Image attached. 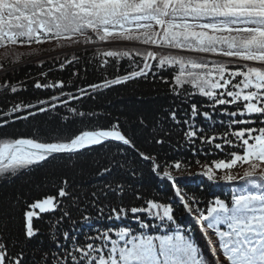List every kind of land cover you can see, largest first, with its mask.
Returning a JSON list of instances; mask_svg holds the SVG:
<instances>
[{"label": "snow or ice", "instance_id": "6c2138e0", "mask_svg": "<svg viewBox=\"0 0 264 264\" xmlns=\"http://www.w3.org/2000/svg\"><path fill=\"white\" fill-rule=\"evenodd\" d=\"M0 5V47L54 42L61 48L83 44L87 51L89 46L97 44L139 42L199 54L98 51L96 56L101 58V67L109 65V58H129L132 70L84 86L72 80L42 82L47 79V74H42L34 81V89L54 90L58 95L35 102L8 101L9 107L0 108V130L17 121H36L41 115L48 118L38 122L36 136L42 138L0 142V173L16 176L65 154L69 157L99 155L101 149L108 166L99 169V177H111L114 172L134 176V165L146 162L160 182L169 184L176 203L194 216L215 264H264V190L234 193L230 203L216 198L202 209L199 207L202 201L178 187L185 178L173 176L168 170H180L181 160L170 163L167 157L162 160L159 152L153 156L138 147V144L145 148L173 147L175 126L181 129L184 142H177L173 151L194 147L199 141L197 153L208 148L214 150L213 155L227 157V161L217 159L214 164L216 170L223 172L220 180H246L264 189L261 183L264 181V127L250 126L264 124L260 119L264 117V0H0ZM39 51L33 49L22 55H36ZM207 54L218 59H208ZM136 58L142 61V67L136 65ZM68 63H79V60ZM173 65L179 71L172 79L161 82L173 85L168 92L179 100L176 107L163 108L159 113L121 111L120 115L112 116L72 106L74 102L95 99L103 94L102 90L160 76L153 69ZM64 68L65 64L61 63L58 70ZM0 73H8L2 63ZM189 85L200 97L207 98V102L198 106L192 98L194 94H189L186 87ZM0 88L3 89L0 95L5 96H18L27 90L18 88L11 80L0 81ZM65 88L75 90L66 92ZM185 103L189 107L180 106ZM229 107L237 111H229ZM252 114L256 115L255 121L239 119ZM101 118L103 123H99ZM77 119L80 127H69ZM93 121L97 123L94 125ZM230 128L239 130L230 131ZM218 129L225 131L213 134ZM241 165H246L243 174H233ZM202 175L208 180L216 179L212 168H207ZM125 191L124 183L109 182L99 191L88 192L74 188L71 180L60 181L53 194L45 193L43 198L25 205L27 210L22 214L18 236L0 235V264H207L204 253L190 235L192 230L182 228L174 218L173 203L157 202L156 197L146 199V194L138 193L136 199L145 206L126 210L101 200V197L107 200L109 195L122 199ZM89 208L95 209L94 219H106L110 226L97 227L94 234L85 233L81 239L77 225L93 219L85 214ZM72 209L81 213V220H73ZM46 214L55 217L49 224V229L53 226L57 229L55 235H49L55 248H35L29 253L28 243L41 234L34 221L43 220ZM129 214L139 230L131 226L115 227L127 220ZM0 216L4 217L0 223L6 228L9 209L5 207ZM142 216L155 223L145 222ZM221 221L226 224V230L218 226ZM65 222L66 229L62 228ZM209 230L218 238L217 243L214 244Z\"/></svg>", "mask_w": 264, "mask_h": 264}, {"label": "trees", "instance_id": "16d2710c", "mask_svg": "<svg viewBox=\"0 0 264 264\" xmlns=\"http://www.w3.org/2000/svg\"><path fill=\"white\" fill-rule=\"evenodd\" d=\"M2 7V5H0ZM159 30V29H157ZM193 43L196 41L193 40ZM75 48H79V51H74ZM33 49H40L36 55H22L24 53H30ZM115 50V51H131L147 53L157 52L158 54L165 55H193L182 50L168 49L165 46L161 49L155 45H142L139 42H121L119 44L106 46L104 44H97L95 46H89V50H85L83 44L69 46L65 48L57 47L54 42H45L43 44H31L26 45H8L0 47V63L4 64L8 69L7 74L0 73V81L7 83L11 80L16 86L26 87V91H21L18 96H5L0 95V108H7L10 105L8 101L16 102L18 100L35 102L38 99H47L52 95H58L54 90H36L33 83L37 78H40L42 74H47L46 81L42 82H54L57 80L69 81L72 80L76 85L84 86L94 82H100L104 78H113L116 75L126 74L127 71L132 70L130 67L129 58H109V65L101 67L100 57L96 56L98 51ZM21 54V55H18ZM135 53H133V56ZM208 59H218L213 54H207ZM95 57V59H93ZM55 58V59H53ZM78 59L79 63L69 64V61ZM64 63L65 68L58 70L60 64ZM150 63L157 64L158 61H150ZM253 64L254 62H248ZM136 65L142 67V61L136 58ZM134 67V66H133ZM153 71L160 72V76L153 78L148 77V80L138 79L137 81L130 82L124 86L113 87L111 90H102L103 94L95 99H87L79 103H73L72 106L79 108L80 110H92L97 112H107L112 116H118L121 111L135 114L137 112L146 113H159L163 108L176 107L180 102L179 100L170 95L168 89L173 85L161 82L162 80L172 79L176 72L179 71L178 66H165L164 69L155 68ZM78 73V76L73 75ZM86 77V79H81ZM155 80V82H153ZM21 82H27L22 84ZM189 89V94L195 102L200 103L207 102V98H202L196 93V90L191 89V86H186ZM74 88H65V91H74ZM3 89L0 88V93ZM183 98V97H181ZM210 103V102H208ZM187 108V103L180 105ZM207 110V109H205ZM229 111H237V109L229 107ZM26 114V113H21ZM11 119H15L12 117ZM48 118L41 115L37 117L36 121H17L9 127L0 130V142L4 139L13 138H42L36 136V129L39 127L38 122L47 120ZM214 119L225 120L226 117H214ZM244 120H256V115H245L239 117ZM260 119L264 120V117ZM101 118L99 123H103ZM87 123V122H85ZM97 121H93L92 124H96ZM251 127L258 128L264 127V124L252 123ZM69 127H80V123L77 119V123ZM230 131L239 130V128H230ZM225 131L224 129H218L216 135H220ZM177 142L183 143L184 137L180 128L173 126L172 128V141L173 147L165 145L160 148L157 145H153L151 148H145L138 144L141 151H145V154L156 155L160 153L161 159L167 157L168 161L175 162L176 160L182 161V167L180 170L168 169L172 172L173 176L184 177L183 183L179 184L182 192L186 193L190 197H194L202 201L199 205L200 208H206L207 202L216 198L225 199L230 203L231 196L235 194H245L249 191H261L264 189L256 188L255 185L250 184L246 180L237 179L233 182H225L219 179L223 174L222 170H216L214 167L217 159H225L227 157L221 154H211L214 150L205 148L203 152H196V148L200 147L199 141L191 148H184L180 151H173V148L177 146ZM221 142V141H217ZM227 151V149L225 150ZM242 154V153H241ZM117 159H123L117 157ZM99 161L96 163L94 161ZM108 166L104 157L103 150H99L97 153H91L84 156H77L73 154L68 156L65 154L56 161H51L44 164L42 167L32 170L25 169L22 174L11 176L8 173H0V211L5 207L9 209L10 216L7 217L8 223L6 228L0 223V235L5 233L12 237L19 235L21 227L22 214L27 210L26 204L33 202L37 198H43L45 193L53 194L55 187L58 186L62 180H71L74 188L83 189L84 191H99L100 188L109 183H124L126 185V191L122 199L116 196L109 195L107 200L101 197L104 203L111 202L113 206H123L126 210L133 206L143 207L144 202L137 200L136 195L138 193L146 194L147 198H157V202H171L174 206V218L177 223L184 229H191L190 235L196 241L201 251L204 253L207 264H215V261L210 252V246L206 243L205 237L199 230V226L194 222V216L187 214L182 206L173 198L172 189L169 184L162 183L160 180L149 171V165L146 162H139L134 165L136 171L133 175H128L124 172L118 174L114 172L113 176L99 177L97 175L99 169ZM207 168H212L215 173V180H208L206 176L202 174ZM246 170V165H241L233 170V174L242 175ZM258 179V178H257ZM261 183H264L262 181ZM67 203V201H65ZM194 207L196 205H193ZM107 211V209L105 210ZM93 219L89 223H83L77 225L80 228L81 239L85 233L94 234L93 230L97 227L106 229L110 225L106 219L96 220L94 217L97 215L95 209L89 208L88 213ZM73 220H81V213L72 209L71 212ZM226 215V214H224ZM59 216V213L56 214ZM4 217L0 216V221ZM55 217L51 215H45L43 220H35L34 223L40 229V235L34 240L30 241L27 245L26 251L31 252L35 248H42L44 250L54 249L55 245L51 243L49 235H55L57 229L53 226L49 229V224ZM141 219L145 220L149 224L155 223V221L149 220L146 216H142ZM215 217L212 218L213 222ZM131 226L132 228L139 230L138 225L134 222V218L129 214L128 219L121 221L115 225ZM220 228L226 230V224L221 221L218 225ZM68 223L65 222L62 228L66 229ZM151 231V229H149ZM214 244L218 242V238L211 233ZM222 256V253H219Z\"/></svg>", "mask_w": 264, "mask_h": 264}]
</instances>
